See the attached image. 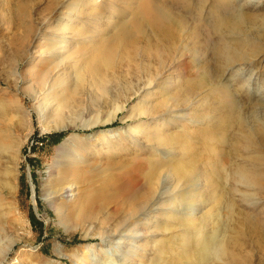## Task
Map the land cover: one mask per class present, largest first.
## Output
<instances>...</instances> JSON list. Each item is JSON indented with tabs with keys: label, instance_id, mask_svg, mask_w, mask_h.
Masks as SVG:
<instances>
[{
	"label": "rangeland",
	"instance_id": "obj_1",
	"mask_svg": "<svg viewBox=\"0 0 264 264\" xmlns=\"http://www.w3.org/2000/svg\"><path fill=\"white\" fill-rule=\"evenodd\" d=\"M49 1L0 0V18L4 14L13 17L14 7L20 5L28 13L26 20L30 21L36 29L33 37L36 41L34 43L32 41L33 44H30L27 49L28 55L23 58L15 54L14 45L8 41L9 36L21 31L22 25H19L16 20L12 32L4 37H1L3 27L0 26V101L16 99L22 105V109L27 112L25 117L27 122L25 119L21 125L9 128L13 140L19 145L18 169L14 192L10 195L7 192L1 194L4 202L2 210L5 213L2 224L4 232L8 235V239L4 238L3 242L7 245L13 240V244L9 246L0 264H191L194 258L186 257L192 252L189 251L191 246L187 243L189 234L184 231L181 224L172 227L169 223H174L176 217L181 214H187L189 218H197L193 223H197L206 214L208 218L213 219L215 213L212 211L213 199L218 189L208 191L203 201L200 199L197 200L198 202L187 205L180 202L178 197L185 184L178 182L169 170H163L162 181L165 183L161 182L155 194L156 199L145 207L144 214L129 221L126 228L113 230L111 235L105 234L101 237L99 225L104 215L114 211L112 204L110 208L106 206L102 211L97 212V219L94 221L78 224L66 216L69 205L77 202L78 190L79 192L102 190L108 187L106 180L111 179L114 182L115 179L128 174L125 173L127 171L138 170L139 165L135 162L130 163L134 161L131 152L137 150L134 141L146 146L145 151L150 150L151 153L161 149L170 151L169 157L161 158L163 162L172 164L175 160L181 159L186 164L196 165L198 179L194 180V183L196 182L197 186L203 184L207 171L214 177H218L222 192L234 203L232 213L222 211L221 218L225 222L229 221L236 229H242L244 233L249 231V226L255 221L251 216L259 217L261 214L258 210L264 209L260 204H264V195L256 196L259 202L249 204L252 208H244L245 201L240 199L236 191L238 189L236 186L240 187V185L227 176L226 169L230 165L248 166L251 163L256 165L258 163L255 160L256 153H264V142L261 141L262 133L264 135V84H262L264 81V31L249 28L244 33H224V36L219 37L220 42L225 38L237 42L246 40L247 36H250L263 47L256 57L246 56L227 66L219 77L221 83L228 86L226 87L228 91L234 92L239 89L236 92V101L241 97L249 100L242 105L237 101V108L242 114L248 117L253 110L252 107L257 110L255 121L250 123L258 129L254 135L255 144L247 145L242 137L243 132L232 118L234 111L216 89L218 85L215 83V76H211L216 69L219 51L204 50L202 56L180 57V54L185 52L186 45L193 48L192 29L177 21L166 22L159 28L152 27L146 22L143 24L142 31L135 35L134 39L127 41L122 38L107 42L110 40L108 38L102 42L107 32L111 34L115 31L109 26L114 22L113 20L124 18L121 20L125 21L126 15L111 20L109 25L102 27L100 34H96L88 31V22L82 20L85 18L84 14L78 18L73 17L72 12L65 6H60L63 3L67 6L73 0H61L52 12L49 11ZM103 1L86 0L85 6L99 4L95 11H107L106 6L102 4ZM165 1L171 3V0ZM210 1L220 4L219 0ZM115 3L116 8L111 9L122 10L123 8L129 14L140 12L142 16L147 0H116ZM235 4L243 5V9L252 15H260L264 12V0H236ZM251 7L253 9H250ZM202 11V13L208 12L206 8ZM68 13L73 18L71 17L72 20L67 26L75 30L80 28L84 33L80 35L65 33L71 30L64 28L59 31L62 35L58 34L53 37L54 41L50 42L54 20L59 15L67 17ZM42 19H44L43 22ZM196 23L201 26L199 20ZM93 38L95 42L89 43ZM234 46L239 52H242L239 48L244 49L237 43H234ZM77 48L86 50V60L98 57L99 63H96L100 64L101 69L104 70L103 73L106 72L113 77L127 75L130 88L126 91L122 90L121 96L113 100L109 106H105L100 101L97 106L93 105L87 112L90 106L89 100L91 101L89 91L93 88L88 85L89 83L86 84L88 90L84 93L82 114H71L64 108L62 110L64 117L60 124L64 126L71 124L78 128V130L74 129L76 132L82 134L83 130L80 126L83 123L95 117H98V120L101 119L103 116L101 112L105 114L111 111L112 106L116 105V102L121 103L124 97L129 99L117 114L115 122L106 126H96L86 131L88 135L76 138L92 142L94 150H88L80 162H76L79 153L71 152L70 166L72 170L79 169L78 182L67 186L63 192L53 197V183L56 178L62 176L60 172L62 164L60 158L56 156L57 147L71 130H43L41 127L46 123L53 124L52 115L60 106L58 99L65 98L68 84L75 82L74 67L70 65V61L75 58ZM60 49L63 50L60 57L50 61L47 59L54 51ZM38 64L45 65L50 70L45 83L40 85L35 82L34 75L30 74V71L39 67ZM145 69L155 70L164 79L170 75H176L178 71L183 72L184 75L170 86L162 87L156 80L145 84ZM54 77L59 79L60 85L53 84ZM241 78L246 79V82L240 81ZM253 80L256 82L253 83ZM168 97H173L174 101L169 100ZM163 102H166V106H161ZM152 106L154 112L134 115L137 109ZM182 115H186L183 121L179 118ZM2 118L0 117V122L4 121L5 124L6 120ZM122 118H124L123 121ZM98 129L104 130L97 132ZM147 134L155 137L162 135L169 142L172 150L168 145H155L153 148L147 146L153 143L147 140ZM103 137H110L118 149L109 154L106 153V145L101 147L100 144V139ZM98 147L100 148L96 151ZM215 150L217 153H213ZM218 158L224 162L225 167L218 166V169L211 167ZM4 159L7 160L6 157ZM10 162L11 160H7L4 163L12 166ZM64 175L68 177L67 174L64 173ZM121 189V194L125 198H133L144 189V186L132 175L128 177ZM196 192L195 197L200 193ZM100 201H103V197H100L98 203ZM11 205L17 208L14 215L8 213ZM169 214L173 216L168 219ZM14 216H20L25 221L24 226L18 224L19 226L15 228L9 227ZM32 216L35 218L33 222ZM211 221H213L211 225H215L216 220ZM167 225L171 228H166ZM25 230L29 233L26 234ZM202 231L198 232L197 237L203 235ZM204 239L203 235L201 241ZM246 244V250L249 251L252 262L250 264H264V237L259 238L256 235ZM161 249L164 250L163 253H159ZM84 251L87 252V258L81 256ZM246 254L248 253H244Z\"/></svg>",
	"mask_w": 264,
	"mask_h": 264
},
{
	"label": "bare ground",
	"instance_id": "obj_2",
	"mask_svg": "<svg viewBox=\"0 0 264 264\" xmlns=\"http://www.w3.org/2000/svg\"><path fill=\"white\" fill-rule=\"evenodd\" d=\"M85 1L86 0H73V2L71 4H68L67 6L64 5V3L60 6H65L68 11L72 12L73 17L78 18V16L84 14L85 18H83L82 20L88 22L87 29L89 32L100 34L104 26L109 25L111 20L116 19V17L118 18L119 16H127L125 21L121 20L124 18H119L121 21L113 20L114 22L109 26H111L115 31L111 34L107 32V35L102 40V42H105L108 38H110V40H108L107 42L122 38L127 39V41L134 39L136 37L135 35L142 31L143 24H145L146 22L152 27L159 28L166 22L177 21L185 27L192 29V34L194 35L193 48L186 45L185 52L181 53L180 57L186 55H189L191 57L202 56L204 54V50L214 52V50L217 49L219 51L218 57L216 58L217 65L215 67L216 69L213 70L214 75H211L212 77L215 76V83L218 85L216 89L219 90L221 97L223 95V100H226L229 103V107H231V109L234 111V114H232V118H234L235 122L238 124L237 126L243 132L242 137L244 143L247 145L255 144L254 135L258 129L254 124L251 125L250 123L255 121V114L257 113V110L252 107L253 110L248 117L242 114L237 108V101L242 105L248 103L249 100L246 97H241V99L236 101L235 96H237L236 92L239 89H236L234 92L228 91V89L226 88L228 86H225L223 83H221L219 77L222 76V72L227 66H231V64H233L237 60L244 59V57L246 56H249V58L256 57L257 53H259V51H261L263 47L260 43L252 39V37L250 36H247L246 40H240L237 42H234L232 39L226 38L225 40L220 42L219 37L224 36V33H244L247 32L246 30H248L249 28H252L253 30H261V32H263L264 12L260 15L249 14L245 9H243V5L241 6L240 4H235L236 0H219L220 4L218 5L214 4V1L210 0H171V3H168L165 0H147L148 4L146 3L143 8L144 15L142 14V16H140V12L136 13V15L134 13L129 14L123 8L122 10L111 9L116 8L114 5L116 4V0H104L102 2V4L106 6L107 11L109 10L108 12L103 10L97 12L94 9L99 4H89L85 6ZM60 3L61 0H50L48 5L49 11L52 12L53 10H55V8ZM203 8H206L208 12L202 13ZM250 9H253V7H251ZM11 17L7 16V14H4V16L0 18V26L3 27V33L1 34V37L9 35L16 24V20H18L19 25H22L21 31L18 33H14V35H12L11 37L9 36L8 41L10 43L12 42V44L14 45L16 55L19 54L20 57L26 58V55H28V47L30 46V44H33L36 41V39H33L36 29L30 21L26 20L28 19V13L27 11L22 9L20 5H16L14 7V15L12 18ZM57 17L58 18H56L53 22V30L50 33L52 35V38L50 39V42L54 41L53 37H56L58 34L62 35V33H59V31H62L64 28H66L67 30H71V32L69 31L65 33H73L75 35L84 33V31L80 28L75 30L67 26L68 22H70V20H72L73 18L69 13L67 14V17H62L60 15ZM43 20L44 19H42V22ZM103 20L104 22L102 23ZM197 20L200 21L201 26L197 25ZM94 42L95 38H93L89 43ZM234 43H237L241 47H244V49L239 48L240 50H242V52L238 51V49L234 46ZM38 44L39 42L37 43V45ZM89 50L91 51V48H89ZM75 52V58L70 61V65H73L74 67L75 82L73 84L72 82L71 84H68L69 88L66 84L68 91L65 98L58 99L60 106L57 107L56 113L52 115V117L54 118L53 124L48 125L46 123L47 125L45 124L41 127L43 130H71L70 134H68V136H66L65 139L57 147L56 156L60 158V162L62 164V167L60 169L62 176L56 178L55 183H53V197H56L61 192H63L67 188V186H71L73 183L78 182V175H80V173H78L79 169L74 168L72 170V167L70 166L71 161L69 160V157H71V152L79 153V157L76 158V162H80L82 157L88 153V150H94L92 142L77 140L76 138L79 136L82 137V135H88L89 133H86V131L96 126H106L107 124H112L113 122H115L117 114L123 109L124 103L129 99V97H124L122 98L123 101H121V103L119 102L117 104L116 102V105L114 104L112 106L111 111L106 112L105 114L101 112V115H103L101 116V119L98 120V117H95L92 118L89 122L83 123L80 126V129L83 130L82 134L76 132L75 130H78V128L76 129L75 126L71 124H66L65 126L60 124L62 118L64 117L62 115V110L64 108L67 109V111H69L71 114H82L84 93L86 92V90H88L86 84L89 83L88 85L92 86L93 88L91 91H89L91 95V101L89 100L90 106L87 112L93 105L97 106L100 101L103 102L105 106H109L113 100L118 99L121 96L122 90L126 91L130 88V82L127 80V75L113 77V75H108L106 74V72L103 73L104 70L101 69L100 64L96 63H99L98 57L86 60V50L77 48ZM210 52L207 53L211 54ZM62 53V49L54 51L49 57H47V59L49 61L57 59L61 56ZM207 53H205V55ZM252 62H254V60ZM171 67L169 69H171ZM151 69H145V84H150L151 82H153V80H156V82H159L162 87H167V85L170 86L171 84L177 82V80L181 79V77L184 75L183 72L178 71L176 75H170V77L164 79L162 78L163 76H159V74L155 70ZM49 72L50 70L45 67V65H39V67L35 68V70L30 71V74L34 75L35 82L40 85L42 83H45ZM135 74H137V72H135ZM156 75L157 77H155ZM58 80L59 79L57 77H54L52 79L53 84L60 85V81ZM87 80H89V82H87ZM239 80L246 82V79L244 78H241ZM254 82L256 81L253 80V83ZM262 84H264V81H262ZM168 99L173 100V97H168ZM18 102L19 101L16 99L0 101V117H4V119L6 120L5 124L4 121L0 122V261L5 257L7 250H9V246L13 244V240H10L11 242L7 245H5V243L3 242L4 238L8 239V235L4 232V227L2 224L4 222L5 213L2 210V205L4 202L2 200L1 194L7 192L10 195L16 188L15 180L17 175L16 170L18 169L17 154L19 152V145L18 142L13 140L12 132L9 130V128L11 126L15 127L21 125L26 119L25 117L27 114V112L22 109V105ZM165 104L166 102H163L161 106ZM152 112H154L153 106L151 108H139L134 111V115ZM185 117L186 115H182L179 118L183 121L184 119H186ZM121 120L123 121L124 118H122ZM197 123H200V121H197ZM103 130L104 129H98L97 132H102ZM147 140L153 142L150 145H147L151 148H153L155 145H168L169 149L172 150L169 142H167L166 138L162 135L156 137L148 135ZM261 141L264 142L263 133ZM100 144L101 147L106 145L105 149L106 153L108 154L118 149V147L114 144V142H112L110 137L101 138ZM134 145L137 146V150H133L131 152L133 153L134 159L132 158V160L134 161L130 163L135 162L137 165H139L137 166L138 170L136 172H133V169L129 170L125 172L128 174H125V176H123L122 178L115 179L114 182H112L111 179L106 180L108 182V187L105 189H97L94 192H87V190L79 192L78 190L77 202L71 203V205H69V207L67 208V218L72 221H76L78 224L85 223L86 221H94L95 219H97V212L102 211L106 206L110 208V205L112 204L114 207V211H109L100 220L101 224L99 225V228L101 230L99 231V235L101 237H104V235L107 234L108 236L111 235L113 230H117V228H126L129 225V221H133V219L140 217V215H143L145 212V207L150 205L156 199L155 194L159 190L161 182L165 183L164 181H162V172L165 169L169 170L178 182H182L183 184H185V187L181 189L178 197L180 202L187 205L200 199H202L203 201V199L205 198L204 196H206L208 191H210L211 189H218V193L213 199L214 203L212 211H215L213 219L212 217L208 218L206 214V216H202L201 220L197 221V223H193L197 218H189L187 214H181L176 217L174 223H169V225H172V227H176L177 224H181L184 227V231L189 234L187 243L191 246L189 251L192 252L191 255H186V257L194 258V261H192L191 264L252 263L250 259V253L248 250H246V242L256 235H258L259 238L264 237V209L261 210V208L260 210H258V213L261 214L259 217L251 216V218L255 221L252 225L249 226V231L244 233L242 229H236L234 225L229 223V221L225 222L221 218L222 211H224L225 213H232L234 203L230 201L222 192V187L219 184L218 177H214L211 172L207 171L205 181L201 186H197V184H195L196 182L194 183V180L198 179V168L193 163L186 164L181 159L175 160L172 164H170L169 162H163L161 158L169 157L170 151L161 149L159 151L151 153L149 152L150 150L145 151L146 146L140 144L137 141H134ZM99 148L100 147H98L96 151H98ZM213 153H217V150H215ZM5 157L9 161L11 160L10 163L13 164L12 166L4 163L7 161L6 159H4ZM219 158L215 163H212L211 167L214 166L213 168L215 169H218V166L225 167L223 165L224 162ZM255 160H257L258 163L256 165H252L251 163L250 165L252 167H250V165H230V167L228 166L226 169L227 176L238 183L237 185H240V187L236 186L238 187L236 191L239 193L238 195L240 199L246 202H244L243 204L244 208H252V206H250L249 204H255L259 202V199L256 198V196L262 194L264 195V166H262L264 164V153H256ZM64 173L67 174L68 177H66ZM132 175L133 178L141 181L144 189L133 198H125L121 194V186L123 188V184L126 183L128 177ZM196 191L200 192L197 197H195V193H197ZM100 197H103L104 202L100 201V203H98ZM260 204L261 207H264L263 203ZM16 210V206L11 205L8 208V213L10 212L11 215H14L16 214ZM169 212L171 213V211ZM172 214L168 215V219L170 216H173ZM11 220L12 221L10 222L9 227L15 228L19 225L24 226L25 221L20 218V216H14ZM211 220H216L214 221L215 225H211V222H213ZM166 228L171 227L167 225ZM200 230H203L202 233L205 236V239L202 241L201 237L203 235L197 237ZM25 233L28 234L29 231L25 230ZM191 238L193 239L191 240ZM163 252V249L159 251V253ZM244 253L248 254L244 255ZM81 256L87 258V252L84 251ZM209 261L211 263H209Z\"/></svg>",
	"mask_w": 264,
	"mask_h": 264
},
{
	"label": "trees",
	"instance_id": "obj_3",
	"mask_svg": "<svg viewBox=\"0 0 264 264\" xmlns=\"http://www.w3.org/2000/svg\"><path fill=\"white\" fill-rule=\"evenodd\" d=\"M26 188H27V187H26ZM34 220H35V218H34V216H32V220H31V221L33 222Z\"/></svg>",
	"mask_w": 264,
	"mask_h": 264
}]
</instances>
